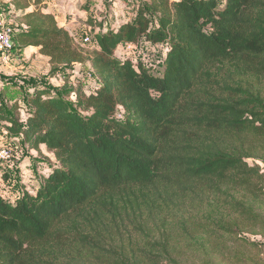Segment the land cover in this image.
Segmentation results:
<instances>
[{
    "label": "trees",
    "instance_id": "16d2710c",
    "mask_svg": "<svg viewBox=\"0 0 264 264\" xmlns=\"http://www.w3.org/2000/svg\"><path fill=\"white\" fill-rule=\"evenodd\" d=\"M42 1L12 0L36 6L14 47L52 71L87 62L98 84L0 107L1 136L54 157L34 192L0 195V264H222L235 242L257 248L264 0H148L133 23H100L90 55ZM141 39L167 46L161 76L118 54Z\"/></svg>",
    "mask_w": 264,
    "mask_h": 264
},
{
    "label": "rangeland",
    "instance_id": "374dc122",
    "mask_svg": "<svg viewBox=\"0 0 264 264\" xmlns=\"http://www.w3.org/2000/svg\"><path fill=\"white\" fill-rule=\"evenodd\" d=\"M17 1L20 5L24 4V0ZM147 1L148 0H84V6L82 7V9L90 13V16H88V18H90L92 21V26L90 27L95 26V28L97 29L99 24L102 23L104 28L106 29L108 27H117L120 23H133L137 16V10L142 7V5H144ZM12 4V1H0V15L4 19L5 24L12 29L15 35V33L23 28V15L21 12L15 10ZM224 4V0H221L219 2L218 8L222 9ZM40 9L41 12L45 13L43 7H40ZM86 25L89 26L87 22ZM84 30H86V28L82 24L81 28L75 27V29H73L74 34L72 32H69V35L74 39L75 43L84 50V53L86 55H90L94 51L92 48V32L86 31L82 34V31ZM76 33L80 35L78 36V38L76 37ZM85 38L89 39V41L86 43L84 42ZM28 48L29 47H14V49L9 53L11 54V62L8 66H15L17 68L21 67L20 71L23 73V76H25V78L20 77L19 79H17V81L19 80V84L22 87L18 86V88L15 83L13 85L10 84L13 83L14 79L12 75H6L7 78L0 77V83L2 81L6 82V85L4 84V88H0V107L2 108L5 115L9 113L7 112L8 110L5 105L6 100H4L2 93L5 94V98L7 97L8 100H17L25 109L29 108L28 104L26 103V97L29 96V93L27 91V88H24L23 85L28 88L38 85H45L46 87L52 88V86H49V79L47 78H57L59 75L62 80L59 82V84H53L52 92H54L55 94H61V96L65 97V100L68 103L73 102L74 95H72V93L70 94V91L63 94V91H68V89L74 91L78 87L82 89L86 88L88 90L92 86L94 77L89 76V71L81 72L84 78V82L81 83L77 82L78 78H74L71 73L69 75L67 74L68 72H76V68L73 69L74 66H71L67 70L59 68V70L54 71L52 72V74H50V67L47 65L49 63H47L46 58H44V56L40 55L38 52L36 54H29L31 49ZM26 49H28L26 52L27 56L23 57L22 52H24V50ZM120 51V55L122 56V58L131 60L134 63L140 62L148 69H150L151 73L154 76H161L163 70L162 64L167 52V46H154L152 44H147L144 39H141L137 44H135L132 50L127 51L124 49H120ZM38 55H40L42 58L38 57ZM18 58H21V60H19ZM85 81L87 84H85ZM83 83L87 87H83ZM78 84H80V86ZM7 86L10 89H7ZM2 89L4 91H2ZM2 145L7 146L12 151L13 155L11 161L0 163L1 173L9 171L11 172V174H13V176H11L10 173L6 172V175L11 176L9 177L10 181L7 184L12 188L14 186L26 183L25 186H27L31 190L32 184H30L29 182L33 181V178L28 176H32L37 170L34 169V166L31 165L29 166V168L20 167L24 164L25 161H30L34 158L36 159L35 162H37V165L40 166V168H38V171H40L41 168L44 167L43 164L45 163V161L50 159V157L45 156L43 153L29 155L26 148H24V146L22 145L21 141H19L18 139L9 140V138H5L3 135L1 136L0 146ZM25 169H29V172H25ZM0 178L4 183L6 182V178L2 177V175L0 176ZM0 192L4 196L3 193H5V191L0 188ZM5 199L11 200V198L9 197H5ZM222 264H264V239L257 244V248L245 246L239 242L233 243V245H231V248L229 249V253L224 257Z\"/></svg>",
    "mask_w": 264,
    "mask_h": 264
},
{
    "label": "crops",
    "instance_id": "0c3cea01",
    "mask_svg": "<svg viewBox=\"0 0 264 264\" xmlns=\"http://www.w3.org/2000/svg\"><path fill=\"white\" fill-rule=\"evenodd\" d=\"M0 1H3L5 2V0H0ZM9 1H12V0H7V2ZM2 3V2H1ZM84 6V0H43L42 3L40 5H38V7H43L44 8V11L46 14H51L54 16L55 18V21L57 22L58 26L61 27V28H64L68 33L69 32H74L73 29H75V27H78V28H81L82 27V24L84 25V27L86 28V30L82 31V34L85 33L86 31L88 32H92L91 33V38H92V35L96 32V28L95 26L94 27H90V26H87L86 25V21H87V18L88 16H90V13L89 12H86L82 9V7ZM36 6H33V5H29L27 8H25L24 12L20 11V10H17L18 12H21L22 15L25 14V13H28V12H31L33 10H35ZM28 10V11H27ZM74 34V33H73ZM77 34V33H76ZM78 36H80L79 34L76 35V37L78 38ZM147 44H151L149 42H146ZM157 46V45H155ZM93 53L94 52H97L98 51V48L97 46L94 44L93 42ZM28 49H31V51L29 52V54H33V53H37L38 52V49L37 48H32V47H29ZM24 50V52H22V56L25 57L27 56L26 55V52L27 50ZM91 53V54H93ZM121 51H118V54L120 55ZM10 55L11 54H6V57L0 53V77H4V78H7L6 75H12L14 77L13 79V83H10L11 85H13L15 83V85L18 87H22L19 83V80L17 81V79H19L20 77L21 78H25V76H23V73L20 71L21 70V67H10L8 66L9 63L11 62L10 60ZM38 57H41L40 55H38ZM42 58V57H41ZM44 58H46L44 56ZM19 60H21V58H18ZM47 60V63H48V58H46ZM49 67L50 65L47 64ZM74 66V68H76V72L73 71V72H68L67 74L69 75L71 73L72 76L77 77L78 80L77 82L81 83V82H84V78H83V74L81 72H87L89 71V76L91 77H94V75L92 74L91 70H90V66H89V63L85 62V63H81V64H74L72 65ZM50 71L52 74V69L50 67ZM50 76V75H49ZM48 76V77H49ZM49 79L48 80V84L49 86H52L51 87H47L48 89H50L51 91H53V84H59V82L62 80V78H60V76L58 75V77H52V78H47ZM27 80V79H26ZM4 84L6 85V82L2 81L0 83V88H4ZM85 84L86 81H85ZM98 82L96 80V78L94 77V82L92 84V86L90 87V89H86V88H83L85 91H89V90H93L95 89V87L97 86ZM80 86V84H78ZM83 87H87L86 85H84V83L82 84ZM45 86V85H43ZM48 86V85H47ZM18 87V88H19ZM24 88H27V91L29 93V95L32 94L33 92V86L31 88H28L26 86L23 85ZM46 87V86H45ZM7 89H10L8 86H7ZM2 91H4L2 89ZM71 91V89H68V91H63V94L65 92H69ZM16 92H17V89H16ZM59 95V93H58ZM73 95V94H72ZM2 96L4 98V100L7 99V97L5 98V94L2 93ZM65 99V97H63ZM18 139L19 141H21L22 143V140L20 138H17V137H11L10 140H16ZM23 145V143H22ZM24 146V145H23ZM24 148H26L28 154H44L45 156H49L50 159L46 160L45 163L43 164L44 167L41 168L40 171H38V168H40V166L37 165V162H35L36 159H31L30 161H25L24 164L20 167V168H26L31 165V166H34V169H36L37 171L34 172V176H28V177H31L33 178V181H30L29 183L32 184V192L35 191V188L40 184V177L42 174H46L47 171L49 170V165L51 163L54 162V157H53V154L48 152L46 150V148L42 145L39 146V149L38 150H33V149H28L27 147L24 146ZM33 169V170H34ZM6 172L7 173H10L11 176H13V174H11V172L9 171H5L4 173L0 171V176L2 175V177L6 178V182L4 183L1 178H0V188L5 191L4 196L2 195V193L0 192V195L5 199V197H9L11 198V200H6L7 202L9 203H12L16 198H18L21 193H22V190L25 189V185L26 183L24 184H21V185H18V186H14V187H10L7 183L10 181V178L11 177L10 175H6ZM25 172H29V169H25ZM27 177V178H28ZM35 179V180H34Z\"/></svg>",
    "mask_w": 264,
    "mask_h": 264
},
{
    "label": "built area",
    "instance_id": "2783aa9c",
    "mask_svg": "<svg viewBox=\"0 0 264 264\" xmlns=\"http://www.w3.org/2000/svg\"><path fill=\"white\" fill-rule=\"evenodd\" d=\"M24 28V27H23ZM14 33L10 27H8L4 19L0 15V53L6 57V54L10 53L14 49ZM89 39L85 38L84 42H88ZM134 44L123 45L124 50H132ZM155 46V45H154ZM120 50V49H119ZM1 144V136H0ZM13 158L12 151L7 146H0V163H6L11 161ZM29 189V188H28Z\"/></svg>",
    "mask_w": 264,
    "mask_h": 264
}]
</instances>
